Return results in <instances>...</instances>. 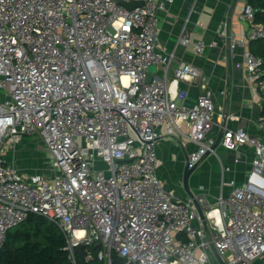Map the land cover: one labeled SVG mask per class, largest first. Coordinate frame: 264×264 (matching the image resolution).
Listing matches in <instances>:
<instances>
[{
  "label": "built area",
  "instance_id": "1",
  "mask_svg": "<svg viewBox=\"0 0 264 264\" xmlns=\"http://www.w3.org/2000/svg\"><path fill=\"white\" fill-rule=\"evenodd\" d=\"M172 1L0 0V256L9 231L35 213L62 231L71 264H213L193 199L177 197L157 176L156 143L169 133L195 145L190 168L219 145L254 148L244 182L232 179L217 208L195 197L226 264H264V112L251 135L229 126L233 113L218 122L212 90L188 100L180 82L200 79L198 66L182 61L169 78L174 55L160 40L158 12ZM237 1L250 29L230 31V12L218 33L233 56L242 49L235 66L264 111V58L249 47L264 39V24L255 22L258 8ZM188 22L180 43L198 55L217 46L192 37ZM151 66L162 74L147 82ZM25 135L46 145L52 178L25 174L4 157Z\"/></svg>",
  "mask_w": 264,
  "mask_h": 264
},
{
  "label": "crops",
  "instance_id": "2",
  "mask_svg": "<svg viewBox=\"0 0 264 264\" xmlns=\"http://www.w3.org/2000/svg\"><path fill=\"white\" fill-rule=\"evenodd\" d=\"M241 10L242 4L237 0H173L167 3L165 9L158 12L159 37L167 51L174 55L169 68V78H173L175 68L182 61L198 66L203 72L200 79L180 82L181 88L188 89V100L194 101L205 89L212 90L216 115L223 114L217 119L218 122L226 119V113H233L236 117L227 121L230 127H242L249 134L256 135L259 133L258 123L263 110L253 83L248 80L243 69L235 66L236 61L241 58L242 49L236 48L233 56L227 40L218 33L221 21L231 12L229 30L235 31L238 35H246L250 23L239 20L238 12ZM187 17H189L187 29L192 37L215 41L217 46L208 47L203 54L198 55L192 47L180 43L178 39ZM151 72L153 75L162 74V70L155 66ZM218 132L219 125L216 124L210 135H217ZM22 139L18 141L15 149L7 148L4 157L14 162L25 174H32V170H28L25 165V156L22 154L25 144L23 145ZM194 148L192 142L169 133H163L156 143L157 176L167 190L182 199L189 198L183 179L188 155ZM216 151L217 154L206 155L197 165L201 170V179L197 182L193 179L195 175L193 173L189 185L195 195L204 194L207 205L213 208L218 207L217 197L221 193L230 194L232 179L238 184L244 182L254 158V148L247 144L237 150H229L219 145ZM237 157L240 158L238 162ZM225 166H230L231 169L224 171Z\"/></svg>",
  "mask_w": 264,
  "mask_h": 264
},
{
  "label": "trees",
  "instance_id": "3",
  "mask_svg": "<svg viewBox=\"0 0 264 264\" xmlns=\"http://www.w3.org/2000/svg\"><path fill=\"white\" fill-rule=\"evenodd\" d=\"M248 2L259 9L255 22L264 24V0ZM249 47L264 58V39L251 40ZM20 225L15 231H9L0 264H71L65 237L55 223L30 213Z\"/></svg>",
  "mask_w": 264,
  "mask_h": 264
},
{
  "label": "rangeland",
  "instance_id": "4",
  "mask_svg": "<svg viewBox=\"0 0 264 264\" xmlns=\"http://www.w3.org/2000/svg\"><path fill=\"white\" fill-rule=\"evenodd\" d=\"M150 69L153 70L154 66H151ZM22 142L23 145L25 144L23 146L24 150L22 154L25 156L24 159L26 160L25 165L27 166V169L30 171L32 170V174H41L43 176H50L52 178L54 176L53 167L50 163H47L50 153L40 137L37 135H25V137L22 139ZM199 168L200 167H197L193 172L195 174L193 179H195L197 182H199L201 179V170H199ZM190 183L191 176L189 179V185ZM20 226L13 227L11 231H15L17 227ZM211 258L213 260V264H220L214 255ZM256 264H262V262L256 261Z\"/></svg>",
  "mask_w": 264,
  "mask_h": 264
},
{
  "label": "water",
  "instance_id": "5",
  "mask_svg": "<svg viewBox=\"0 0 264 264\" xmlns=\"http://www.w3.org/2000/svg\"><path fill=\"white\" fill-rule=\"evenodd\" d=\"M123 4H125L128 8H133L137 5H140L141 3H136V2H131V3H125L123 2ZM153 77V73L151 71H149L147 73V77H146V81L147 82H150L151 79ZM197 167V165H195L194 167H189L188 163H186V166H185V170H184V179H183V185L185 187V189L187 190V192L189 193V197H191L193 199V202H194V205L203 221V224H204V227H205V230H206V233H207V237H208V240L210 241V248H211V251L213 253V255L217 258V260L220 262V264H226L225 261L223 260V258L219 255L214 243H213V238H212V235H211V231H210V228H209V225H208V222H207V218H206V212H205V209L204 207L198 202L197 198L195 197V193H193L190 189V186H189V179H190V176L191 174L194 172L195 168ZM77 253L82 255L83 254V246L80 245L77 247ZM114 264H123L122 262H117L115 261Z\"/></svg>",
  "mask_w": 264,
  "mask_h": 264
}]
</instances>
